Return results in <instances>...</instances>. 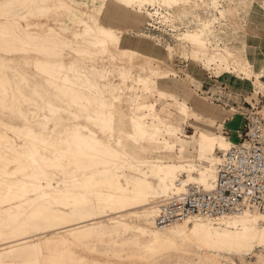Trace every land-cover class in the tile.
Listing matches in <instances>:
<instances>
[{"label":"bare ground","instance_id":"1","mask_svg":"<svg viewBox=\"0 0 264 264\" xmlns=\"http://www.w3.org/2000/svg\"><path fill=\"white\" fill-rule=\"evenodd\" d=\"M74 1L0 0V107L18 110L26 119L22 126L0 120V241L4 240L0 250L9 246L5 239L16 237V226L27 228L42 221L47 227L39 229L45 233L71 230L68 239L56 233L50 239L32 238L41 243L47 264H61L57 260L62 261L58 257L66 253L63 248L81 243L89 222H114L115 218H119L114 226L118 228L112 231L120 236L134 233L151 255L173 251L194 254L195 249L242 252L264 246L262 212L217 220L190 217L166 229L155 225L159 206L166 199L185 191L191 183L212 186L221 153L235 143L225 134L197 125V119L212 118L210 112L220 104L196 93L190 102L176 91L179 81L173 79L175 84L161 87L165 78L160 72L170 66L160 70L151 65L161 63L156 54L145 55L141 64L136 63L140 52L123 50L126 31L120 23L112 20L105 24L101 11L91 4L84 10ZM113 1L132 15L146 12L160 22L172 21L176 12L180 15L208 4L217 8L221 17L236 18L240 13L235 0ZM162 4V11L147 7ZM41 17L59 24L72 40L52 27L42 33L34 31V19ZM178 40L188 41L183 34ZM112 48L123 50L130 69L118 65L115 56L110 58L111 64L102 62ZM66 49L74 56L69 62L62 60ZM202 52L194 51L196 61L204 60ZM30 54L35 72L46 78L62 106L40 94L43 103H38L14 88L11 73L20 81L29 80L13 66V57ZM87 58L94 64H85ZM218 62L215 66L205 63L206 68L216 69L219 75L224 73L222 68L243 74L254 84V97L259 93L264 96V65L254 72L250 59L238 58L230 50L221 51ZM116 72L118 78L112 80ZM186 74L188 80L193 79ZM22 101L31 105L29 112L19 107ZM42 114L49 125L38 131L33 125ZM48 129L58 136L46 134ZM17 142L23 145L17 146ZM21 216L26 219L21 221ZM105 232L97 230V239L107 237L105 245L110 249L125 250L120 236H105ZM25 248L20 247L19 253ZM187 259L193 261L194 257Z\"/></svg>","mask_w":264,"mask_h":264},{"label":"rangeland","instance_id":"2","mask_svg":"<svg viewBox=\"0 0 264 264\" xmlns=\"http://www.w3.org/2000/svg\"><path fill=\"white\" fill-rule=\"evenodd\" d=\"M253 1L254 0H235L240 11L236 18L233 16L221 17L219 10L213 7L212 4H208L205 7L196 6L195 9L186 11L184 14L179 15V12H176L174 13V16L171 17L172 21L168 22H160L158 19L152 20L147 14H145L146 12H133L134 15H132L127 9H121L120 5L113 0H76L74 3L79 7H82L84 10H89V5L91 4L94 9L101 11V19L105 24H110L109 22L112 20L115 23H120L123 30L126 31L123 50L132 49L136 52H140L137 55L139 58L134 55V57L137 58L135 61L136 63L141 64L145 55H158L161 59V63L151 65L158 66L157 68L160 70H165L167 69L166 66H170L169 70L160 72L162 77L165 78L160 81V86L165 87L168 83L175 84V81L173 80L179 81L176 83V91L185 96L191 102V99L195 94L193 93V96L190 95L191 91H189L190 89L188 86L200 92L202 83L190 70L185 69L187 63L190 64L188 67L189 69L193 66V69L195 68L201 73H205V76L212 75L216 77V74L219 75L218 72H216L217 70L214 68L212 70L207 69L205 63L210 62L213 66L218 65V54L223 50H230L233 51L238 58L244 57L250 59L254 63V72L260 71V67H257L256 63L257 61L263 63L261 59L262 56L258 53L259 49L249 45V40L252 37L249 35L250 29L244 26V21L241 20V14L248 10ZM147 7L152 11L156 10V8L162 11L164 10L165 5L162 4L161 6ZM227 7L229 8L230 6ZM263 7L264 5H258L254 2L251 5L246 18L250 17V19L253 20L263 10ZM234 24L239 25L240 29L245 27V30L240 31L234 26ZM48 27L56 29L64 38L72 40L71 34L67 30H61L59 24L48 21L44 17L34 19V25L32 27L34 31L42 33L45 32ZM181 34H183V37H186L188 41H179L178 36ZM123 50L117 51L112 48L110 53L105 54L106 61L102 62L111 64L112 60L110 58L115 56L119 60L117 62L118 65L130 69L127 55ZM195 50L203 51V61L198 62L194 59ZM63 57V61L69 62L74 56L70 50L66 49ZM32 59V54L15 55V57H13V60H15L13 66H15L21 73L25 74L29 80L28 83L20 81L11 73L14 88L22 89L24 93L38 103H43L42 100L39 99L38 94H40L41 96L47 97L53 104L58 105V107L62 106V102L56 97L54 89L49 86L46 78L35 72ZM146 60L149 63L152 62L150 59ZM84 63L88 65L94 64L92 59L89 58L85 59ZM222 71L226 73L224 74L225 77L228 76L229 78H232V75L227 74L230 72L226 71L224 68H222ZM186 73H190L193 76L192 82L187 79ZM116 76L117 72L111 75V79H117L118 76ZM238 77L240 78L238 80H241L243 83L241 77H244V75H239ZM211 82L216 83L212 80ZM184 83L186 85H184ZM73 94L77 95L76 92H73ZM16 95L19 99V95ZM203 95L208 94L203 92ZM249 95L251 97H248L247 100L252 103L253 99L258 98L252 97L253 94ZM219 97L218 93L213 96V99L216 100L215 103H217L218 100L217 104L224 101V98L219 99ZM204 99L207 100L206 98ZM262 99H264V97L261 96L259 100H254V102L260 103V105L263 106L264 100ZM13 106L15 107L14 103ZM30 106V104H25L24 101L19 104V107L24 113L29 112L28 110L30 109ZM247 106L248 104L245 107ZM46 109L47 114H49L48 107H46ZM221 109L222 106L219 109L211 111V116H218ZM165 111H169L173 114L175 113L174 109L171 111L167 109ZM230 113L232 112H228L229 115ZM43 118L44 114H42L38 121L34 122L33 128L35 130L39 131L43 125H49L47 120ZM0 120L4 122H13L20 126L26 123V119L18 110L8 111L1 107ZM49 130L50 129H48L46 134H51L53 137L58 136L57 132H50ZM14 140L16 141L17 139L14 138ZM20 145H23V142H17V146ZM68 210L70 209L65 211ZM8 214L11 215L13 213L9 212ZM21 219V221H23L26 217L21 216ZM117 219L119 218H115L114 220L116 221ZM127 220L132 221L131 218H128ZM115 221L112 222L110 220H105L103 223L89 222L87 224V230L81 236V243L77 246H69L68 249L63 248L66 253H62V255L58 257L59 259L62 258V261L57 260L58 262H56L61 264H264V246H259L251 250H244L242 252L221 251L211 253L206 250L195 249V251H193L194 254H190L187 251H173L151 255V253L139 243V240L134 233L131 232L130 234L120 236L114 230L112 231V229L118 228L114 227L118 224ZM135 222L143 223L144 221L137 220ZM100 225H104V227H101ZM110 225L111 228H108ZM153 225L151 227L156 229ZM33 227H35V229ZM39 227H47V224L44 222L42 223V221H36V225L28 226L27 228L16 226V237L5 239L9 240V246L0 250V264H47L48 260L44 257L45 250H43L41 243H35V240L32 238L36 236V238L46 237L50 239L54 233L60 234L67 239L71 237V230L69 229L61 230L60 232L49 230L45 233L42 230L43 228L39 229ZM99 229L106 230L105 236H109L110 234L115 237L120 236L125 244V250L116 252L110 249L105 245L107 237L97 239L96 231ZM2 241L4 240H1L0 242ZM20 247H26L25 252L19 253ZM191 255L194 257V260L188 261L187 258ZM2 256L6 257L2 258Z\"/></svg>","mask_w":264,"mask_h":264},{"label":"built area","instance_id":"3","mask_svg":"<svg viewBox=\"0 0 264 264\" xmlns=\"http://www.w3.org/2000/svg\"><path fill=\"white\" fill-rule=\"evenodd\" d=\"M245 126L238 141L221 153L210 188L191 183L159 206L155 225L166 229L190 217L218 219L250 212L264 213V105L241 107Z\"/></svg>","mask_w":264,"mask_h":264},{"label":"crops","instance_id":"4","mask_svg":"<svg viewBox=\"0 0 264 264\" xmlns=\"http://www.w3.org/2000/svg\"><path fill=\"white\" fill-rule=\"evenodd\" d=\"M259 1L261 0H254L253 2H251V5L254 2L258 5H264V3L261 4ZM251 5L246 12L241 14V20L244 21V26L250 29L249 35H251L252 37L249 40V45L259 49L258 53L262 56L261 59L263 63L258 61L256 63V66L260 67L261 69V67L264 65V7L263 10L258 14V16L251 20L250 17L246 18ZM234 26H236L240 31L245 30V27L243 29H240L239 25L237 24H234ZM189 65L190 64L187 63L185 69L190 70L192 74L202 83L200 92L188 86V88L190 89L189 91H191V96H193V93H196L203 96L209 101L216 102V100L213 99V96L218 93L220 96L219 99L224 98V101H222V103H219L222 106V109L219 111V113L217 112L218 116L215 115L212 118L202 117L200 119H197V125L200 128H203L210 132L225 134L227 137L232 138L234 143H236L238 141V132L245 126V116L241 114L239 110L241 107H245L248 102H250L247 99L248 97H251L249 94H254L253 82L246 80L244 76L241 77L243 80L242 83L241 80H238L240 79L238 76L243 74L237 73H227L232 75V78H229L228 76L225 77L224 74L226 73H223L222 75L216 74V77L218 78L223 77L221 79H218L212 75L205 76V73H201L195 68L193 69V66L189 69ZM262 76V81L264 84V72L262 73ZM211 80L215 81L216 83H212ZM189 81L192 82L193 80ZM216 87L220 89H216ZM203 92H206L208 95H203ZM261 96L264 97L259 93L258 98L253 99V103H255L254 100H259ZM252 97H254V95ZM228 112H232V115L230 116Z\"/></svg>","mask_w":264,"mask_h":264}]
</instances>
